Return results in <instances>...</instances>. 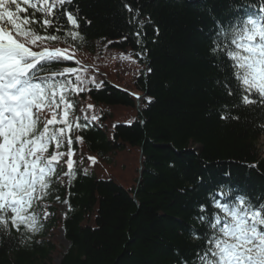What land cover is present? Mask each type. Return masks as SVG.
Listing matches in <instances>:
<instances>
[{
	"label": "trees",
	"instance_id": "trees-1",
	"mask_svg": "<svg viewBox=\"0 0 264 264\" xmlns=\"http://www.w3.org/2000/svg\"><path fill=\"white\" fill-rule=\"evenodd\" d=\"M65 8L79 27L66 18L56 25L59 32L34 25L39 35L61 39L32 50L65 48L76 58L40 73L81 70L85 90L66 93L72 143L49 146L45 156L63 155L46 195L30 209L39 230L21 226L0 235V264H194L211 234L208 223L224 215L214 199L225 203L243 195L264 205V107L255 93V105L241 103L227 55L243 20L251 16L264 24V0H73ZM20 15L43 18L33 17L31 8ZM0 25L16 35L10 24ZM69 30L79 39L67 37ZM217 44L223 50L213 54ZM116 55L123 57L117 65ZM56 79L78 87L73 74ZM64 110L60 103L58 120ZM120 155L136 158L135 176L126 184L111 172ZM221 188L228 197L217 196ZM201 215L209 221L201 223ZM60 229L68 246L56 263Z\"/></svg>",
	"mask_w": 264,
	"mask_h": 264
},
{
	"label": "snow or ice",
	"instance_id": "snow-or-ice-1",
	"mask_svg": "<svg viewBox=\"0 0 264 264\" xmlns=\"http://www.w3.org/2000/svg\"><path fill=\"white\" fill-rule=\"evenodd\" d=\"M21 2L25 7H21ZM72 3L73 0H0V22L10 24L16 33L14 36L12 31L0 27V235L13 228L19 231L21 226L30 232L39 230L38 216L30 209L46 195L54 164L63 155L58 151L50 156L45 153L53 142L57 148L66 139L72 143L66 134L73 131L68 121L71 104L66 101V93L69 89L85 90L81 70L66 68L50 75H40L46 65L73 60L74 56L68 49L59 47L32 50V46L41 47L45 42L61 39L59 35H39L34 25H39L44 32L49 28L59 32L61 29L56 25L66 18V23L73 29L79 27L77 16L65 8ZM126 7L133 11L130 6ZM29 8L33 17L40 13L43 18L38 20L20 15L27 13ZM66 36L73 41L79 39V34L71 30ZM232 36L231 44L235 49L229 50L227 55L233 61V75L241 89V103L255 105L259 100L264 107V24L249 16L234 28ZM222 50L217 44L211 52L219 54ZM68 74L75 76L78 87H73L67 79H56ZM57 92L59 102L65 104L60 120L56 111L60 106L56 102ZM253 93L258 100L250 98ZM45 109L52 113L51 118ZM56 124L64 126L50 127ZM85 126L75 125L76 128ZM68 156H72L71 151ZM67 166V175H74L71 158L67 160ZM217 196L228 197L229 193L221 188ZM213 206L224 215L214 214L208 223L211 234L204 249L197 253L194 264H264V205L257 207L246 196L237 195L225 203L214 199ZM9 209L11 216L7 215ZM206 211V206L201 205L200 212ZM198 219L201 223L209 221L204 215ZM193 235L200 239L195 232Z\"/></svg>",
	"mask_w": 264,
	"mask_h": 264
},
{
	"label": "rangeland",
	"instance_id": "rangeland-1",
	"mask_svg": "<svg viewBox=\"0 0 264 264\" xmlns=\"http://www.w3.org/2000/svg\"><path fill=\"white\" fill-rule=\"evenodd\" d=\"M107 59H109L110 57H106ZM115 60L113 61L114 64H119L121 63V59L123 58L120 55H116ZM133 65V64H132ZM85 66V65H84ZM101 73L103 74V72L101 71ZM117 113H121V111H118ZM52 113L50 112L48 114V118L49 115H51ZM123 114H125L123 112ZM125 115H123L124 118ZM118 119L123 120L121 117H119ZM260 145L262 146V148L264 149V137L261 138L260 140ZM126 155H120L117 157V159L115 160L112 168H111V172L113 173V176L117 179V180H121L126 184V180L127 179H131L132 176L134 175V168H135V163H136V158L135 155L131 156L128 155L129 158H132L131 162H129L128 160H126ZM126 164V165H125ZM133 175H132V173ZM66 175V174H65ZM68 210V204L67 202H63L60 203L59 205V211L64 215L65 212ZM63 230L60 229L59 234L57 235L56 238V243H57V248L59 249V254L58 256L55 257L54 262L58 263L59 259L61 257L62 252H64L68 246V241L65 239L64 234H63Z\"/></svg>",
	"mask_w": 264,
	"mask_h": 264
}]
</instances>
